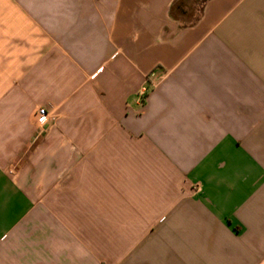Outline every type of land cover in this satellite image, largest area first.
<instances>
[{"label": "crops", "instance_id": "1", "mask_svg": "<svg viewBox=\"0 0 264 264\" xmlns=\"http://www.w3.org/2000/svg\"><path fill=\"white\" fill-rule=\"evenodd\" d=\"M0 264H264V0H0Z\"/></svg>", "mask_w": 264, "mask_h": 264}, {"label": "built area", "instance_id": "2", "mask_svg": "<svg viewBox=\"0 0 264 264\" xmlns=\"http://www.w3.org/2000/svg\"><path fill=\"white\" fill-rule=\"evenodd\" d=\"M154 79H155V75L153 74V72L148 74L146 77L147 82L154 80ZM144 91H145V89H142V93ZM45 117H46V113H45V110L43 108L37 109L34 113L35 122L40 126H43L45 124Z\"/></svg>", "mask_w": 264, "mask_h": 264}]
</instances>
